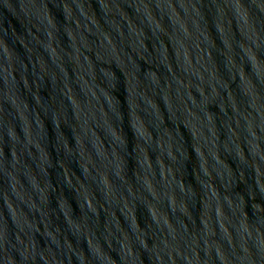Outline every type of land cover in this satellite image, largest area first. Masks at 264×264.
Wrapping results in <instances>:
<instances>
[{"label":"water","instance_id":"95a60500","mask_svg":"<svg viewBox=\"0 0 264 264\" xmlns=\"http://www.w3.org/2000/svg\"><path fill=\"white\" fill-rule=\"evenodd\" d=\"M0 264H264V0H0Z\"/></svg>","mask_w":264,"mask_h":264}]
</instances>
